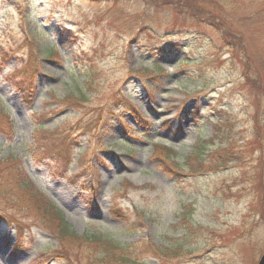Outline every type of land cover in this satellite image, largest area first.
<instances>
[{
	"label": "rangeland",
	"instance_id": "1",
	"mask_svg": "<svg viewBox=\"0 0 264 264\" xmlns=\"http://www.w3.org/2000/svg\"><path fill=\"white\" fill-rule=\"evenodd\" d=\"M0 107V264L264 252V0H0Z\"/></svg>",
	"mask_w": 264,
	"mask_h": 264
},
{
	"label": "trees",
	"instance_id": "2",
	"mask_svg": "<svg viewBox=\"0 0 264 264\" xmlns=\"http://www.w3.org/2000/svg\"><path fill=\"white\" fill-rule=\"evenodd\" d=\"M37 43L38 42H35V44H37ZM15 72H17V71H15ZM22 86L25 87L26 84L20 85L19 89L23 88ZM27 90L31 91L32 89L31 90L27 89ZM5 130L11 131V123L8 120L7 112H5L4 109L0 107V132L3 133ZM195 158H197V157H195ZM11 167L14 168V170H15V167L13 165H11L10 162L5 163L4 161H0V192H3L7 195L8 194H14L15 195L16 193H14V192L16 191V189H19L20 187L24 188L27 183H29V185L31 184L29 182V180L26 178L27 176L24 174L23 169H21L15 173V171L11 172ZM3 172L6 174H3ZM5 176H6V178H4ZM9 179H11V182H8ZM24 181H26V182L24 183ZM27 197H30V198L32 197L31 200L27 201V203H24L30 209L37 210L38 207L45 205L44 202H46V200H45L46 198L44 196H40L36 193H33V194H28ZM112 211H113L112 213H115V211L113 209H112ZM191 226H192V224H191ZM61 229L63 232L67 231V229H65L64 227H61ZM200 230H201V226H199V225H196V227L192 226V228L188 227L187 231L184 233V236L187 237L189 235V233H193V232H197V231L200 232ZM57 234L58 235L59 234L65 235L64 237L66 239L64 238V241L65 242L67 241L65 243V245L71 244V240H72V238H71L72 236H70L71 233H57ZM68 238L70 240H67ZM81 240H83V238ZM110 241L113 242V240L109 238L108 243H111ZM116 246L117 245L114 244V247H116ZM170 246H175V243L174 242L170 243L169 247Z\"/></svg>",
	"mask_w": 264,
	"mask_h": 264
},
{
	"label": "water",
	"instance_id": "3",
	"mask_svg": "<svg viewBox=\"0 0 264 264\" xmlns=\"http://www.w3.org/2000/svg\"><path fill=\"white\" fill-rule=\"evenodd\" d=\"M257 264H264V253L260 256Z\"/></svg>",
	"mask_w": 264,
	"mask_h": 264
}]
</instances>
